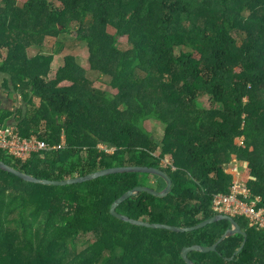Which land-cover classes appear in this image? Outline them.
<instances>
[{
  "label": "trees",
  "instance_id": "16d2710c",
  "mask_svg": "<svg viewBox=\"0 0 264 264\" xmlns=\"http://www.w3.org/2000/svg\"><path fill=\"white\" fill-rule=\"evenodd\" d=\"M70 33L87 44L91 71L111 77L115 93L95 88L74 56L52 78L53 56L30 55ZM122 40L130 48H120ZM0 73L27 103L14 125L1 111L0 128L50 147L27 161L0 149V161L14 169L65 181L115 167L156 168L171 179V192H140L117 212L190 228L217 216L213 198L229 192L236 159L247 164L242 180L264 207V0H0ZM151 122L164 125L162 139ZM166 186L161 176L135 172L43 185L0 169V264H187L184 248L213 246L232 223L175 232L111 214L126 192ZM234 219L246 236L189 259L264 264V230ZM91 234L96 240L80 252V239Z\"/></svg>",
  "mask_w": 264,
  "mask_h": 264
},
{
  "label": "built area",
  "instance_id": "2783aa9c",
  "mask_svg": "<svg viewBox=\"0 0 264 264\" xmlns=\"http://www.w3.org/2000/svg\"><path fill=\"white\" fill-rule=\"evenodd\" d=\"M63 146L64 140L56 148ZM49 148L45 141L36 137L23 138L16 127L0 128V149L17 159L27 161L33 153ZM239 162L235 159L233 165ZM232 174L234 178L229 192L216 194L213 198L214 212L217 215L244 217L253 226L264 230V207L260 206L261 198L252 195L238 168H232Z\"/></svg>",
  "mask_w": 264,
  "mask_h": 264
},
{
  "label": "water",
  "instance_id": "95a60500",
  "mask_svg": "<svg viewBox=\"0 0 264 264\" xmlns=\"http://www.w3.org/2000/svg\"><path fill=\"white\" fill-rule=\"evenodd\" d=\"M0 169L7 171L9 173H12L21 179L31 182V183H36V184H43V185H54V186H66V185H73V184H79V183H84L87 181H91L103 176L111 175V174H117V173H125V172H135V173H148V174H155L157 176H161L167 183L166 188L158 192L155 189L149 188V187H136L128 192H126L123 196H121L117 201H115L111 207V214L125 222L131 223L133 225L137 226H142V227H147V228H153V229H168L171 231L175 232H191L195 231L201 228H204L208 226L209 224L215 223L219 220H228L232 223V228L228 230L221 238L218 240L216 244H214L211 247H202V246H192V247H186L182 251V257L186 261L187 264H194L193 261H191L188 257V254L192 251H199V252H211L215 251L217 249V246L224 241L226 238L236 235V234H244L246 236V233H244L240 227V225L237 223V221L234 219L232 216L228 215H217L207 221H204L203 223H200L197 226L190 227V228H181V227H176V226H168V225H162V224H151L149 222H144L140 220H134L131 219L127 216H124L122 214H119L117 212V208L126 200L131 198L132 196H135L136 194L140 192H148L150 194H153L158 197H165L167 196L171 190H172V181L168 177L167 174L164 172L156 169V168H149V167H143V166H127V167H115L111 169H106L102 171H98L92 174H89L87 176L83 177H77V178H72L68 179L65 181H50V180H40L37 179L33 176H30L28 174H25L19 170L14 169L13 167L9 166L8 164L0 161Z\"/></svg>",
  "mask_w": 264,
  "mask_h": 264
},
{
  "label": "rangeland",
  "instance_id": "374dc122",
  "mask_svg": "<svg viewBox=\"0 0 264 264\" xmlns=\"http://www.w3.org/2000/svg\"><path fill=\"white\" fill-rule=\"evenodd\" d=\"M17 1L19 5H22L26 0H17ZM109 32L111 34H114L115 29L109 27ZM119 47L126 50L128 47L130 48V45H128L125 40H122L119 43ZM29 53L31 56L36 54H41L44 56H53V61L51 64L52 78L55 76L56 74L55 72L64 65L65 58L67 56H74L78 59L79 64H81V66L85 68L86 71L88 72V76L91 79L93 83L92 85L95 88L113 93L116 92L111 86V77L105 75H99L98 73L91 71L90 62L88 59L89 50L87 44L83 41L76 39L74 33L64 35L59 39L48 38L42 43L41 46L38 43V46L36 48L30 49ZM200 101L207 108H209L212 105L209 97L201 98ZM148 128L154 133L155 137H157L158 139L163 138L164 130H165L163 124L158 122H151V125H149ZM246 165H247L246 163L241 161L236 165L235 164L231 165L229 168L230 173L232 174V168L234 170L238 168L239 172L242 174L247 167ZM94 240H96V236L94 234L87 235L86 237L81 238L80 242L78 243V250L80 252H83L87 248V246L90 243H92Z\"/></svg>",
  "mask_w": 264,
  "mask_h": 264
},
{
  "label": "crops",
  "instance_id": "0c3cea01",
  "mask_svg": "<svg viewBox=\"0 0 264 264\" xmlns=\"http://www.w3.org/2000/svg\"><path fill=\"white\" fill-rule=\"evenodd\" d=\"M0 101V112L7 111L10 114H13L12 117L7 121L8 125H14V123H16L15 119L18 110H22L23 112H26L27 110V103L24 101L23 97L14 93L11 81L2 73H0ZM33 102L36 105L40 103L39 99L37 98H34Z\"/></svg>",
  "mask_w": 264,
  "mask_h": 264
}]
</instances>
